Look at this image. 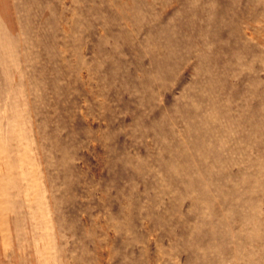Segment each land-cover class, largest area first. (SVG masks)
Here are the masks:
<instances>
[{
  "label": "rangeland",
  "instance_id": "obj_1",
  "mask_svg": "<svg viewBox=\"0 0 264 264\" xmlns=\"http://www.w3.org/2000/svg\"><path fill=\"white\" fill-rule=\"evenodd\" d=\"M0 264H264V0H0Z\"/></svg>",
  "mask_w": 264,
  "mask_h": 264
}]
</instances>
